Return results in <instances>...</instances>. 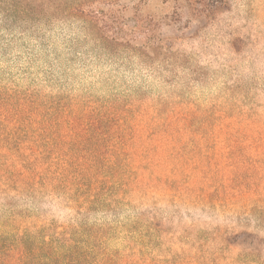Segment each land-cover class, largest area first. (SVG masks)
<instances>
[{
	"label": "rangeland",
	"instance_id": "obj_1",
	"mask_svg": "<svg viewBox=\"0 0 264 264\" xmlns=\"http://www.w3.org/2000/svg\"><path fill=\"white\" fill-rule=\"evenodd\" d=\"M46 142L172 182L112 213L53 212L92 226L99 252L131 237L169 264H226L222 227L264 238V0H0V147ZM7 190L2 214L51 211ZM225 252L264 264V239Z\"/></svg>",
	"mask_w": 264,
	"mask_h": 264
},
{
	"label": "trees",
	"instance_id": "obj_2",
	"mask_svg": "<svg viewBox=\"0 0 264 264\" xmlns=\"http://www.w3.org/2000/svg\"><path fill=\"white\" fill-rule=\"evenodd\" d=\"M155 22L159 27L168 24L166 17L157 18ZM6 134L9 138L16 133L9 131ZM60 134L55 131L46 137L55 139ZM77 144L65 146L46 142L0 147L1 182L9 190L24 192L26 197L45 199L43 208L51 204V211L43 209L41 215L13 211L12 205L6 214L0 212V264H169V261H161L167 258H158L152 245L131 237H127L130 242L123 251L106 247L99 252L97 249L100 245L102 247V241L96 242L92 226L74 220L62 221L53 213L61 212L62 204L68 205L73 214L91 211L112 213L123 206L133 207L132 197L151 199L144 191L149 189V193H155L160 187L159 181L165 182V194L172 187V182L167 183V180L151 181L149 178L153 172L142 174V167L153 166L150 163L99 160V156L107 152ZM81 154L93 157L83 159ZM7 155L9 159H6ZM195 177H186L185 180L189 186L202 191L196 185ZM151 203L149 208L153 207L152 200ZM156 224L153 222L151 230H155ZM218 237L224 241L220 249H216L219 253L215 254L225 259L226 264H236L237 261L233 255H230L232 260L227 261L229 255L225 248L264 239L240 227H222L215 238Z\"/></svg>",
	"mask_w": 264,
	"mask_h": 264
}]
</instances>
